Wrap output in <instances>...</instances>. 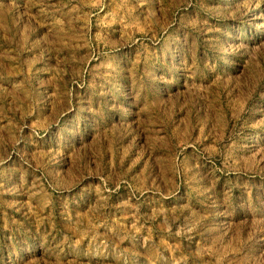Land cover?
I'll use <instances>...</instances> for the list:
<instances>
[{
    "label": "rangeland",
    "instance_id": "1",
    "mask_svg": "<svg viewBox=\"0 0 264 264\" xmlns=\"http://www.w3.org/2000/svg\"><path fill=\"white\" fill-rule=\"evenodd\" d=\"M0 264H264V0H0Z\"/></svg>",
    "mask_w": 264,
    "mask_h": 264
}]
</instances>
